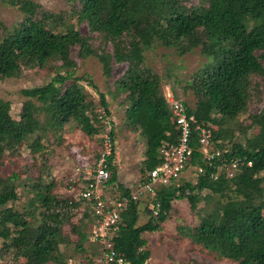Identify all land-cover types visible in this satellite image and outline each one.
I'll return each mask as SVG.
<instances>
[{
	"label": "trees",
	"instance_id": "trees-1",
	"mask_svg": "<svg viewBox=\"0 0 264 264\" xmlns=\"http://www.w3.org/2000/svg\"><path fill=\"white\" fill-rule=\"evenodd\" d=\"M65 1L66 8L56 12L36 0H2L20 17L11 25L0 21V77L35 67L53 75L44 85L22 90L28 99L18 118L0 101V157L23 149L33 159L32 175L24 183L33 195L24 209L15 206L21 196L19 173L0 177V264H7L1 261L5 252L24 257L20 264H66L69 257L85 253L87 229L97 221L89 205L81 210L79 193L58 192L62 179L46 182L37 162L48 157L51 139L61 137L67 123L103 144L100 135L110 116L109 103L103 92L99 107L88 100L79 81L98 88L90 77L70 71L76 67L72 46L78 47L80 58L95 56L105 76L111 75L113 62L127 63L114 81L113 95L128 102L127 118L145 137L142 174L163 161L164 145L178 142L179 127L163 93V77L145 62L144 52L156 45L173 48L178 55L198 49L206 58L182 87L195 98L193 104L181 101L194 120L189 163L195 179L180 177L159 186L150 201L159 202L157 215L147 202L142 209L140 200L129 201L120 212L113 247L130 264H143L151 256L145 233L159 231L173 202L186 199L196 221L180 224L178 231L190 249L196 246L219 262L264 264V102L257 112L248 109L252 101L261 102L264 83V0ZM81 23L95 35L81 33ZM173 97L178 99L174 91ZM200 124L216 126L214 148L225 152L206 158L195 130ZM108 133L112 150L106 157V185L119 189L113 194L119 199L132 190L116 181L114 133ZM237 134L243 137L236 139ZM232 160L238 166L228 176ZM78 211L82 215L73 219ZM142 211L146 218L141 222Z\"/></svg>",
	"mask_w": 264,
	"mask_h": 264
},
{
	"label": "rangeland",
	"instance_id": "rangeland-1",
	"mask_svg": "<svg viewBox=\"0 0 264 264\" xmlns=\"http://www.w3.org/2000/svg\"><path fill=\"white\" fill-rule=\"evenodd\" d=\"M46 9L58 12L66 8L65 0H36ZM20 17L19 11L0 0V21L7 25L15 23ZM252 23V22H250ZM81 33L85 35L94 36L90 33L86 24L78 25ZM94 44L98 42L93 41ZM78 47L72 46L70 53L76 62V67L70 71L77 76L82 74L91 78L98 90H95L86 81H79L87 95L88 100L96 106L99 104V92L105 94L106 100L109 103L110 116L108 117L109 125L103 129L100 137L110 130L114 133L113 146L115 148L114 163L117 166V182L124 186L131 187L135 183L137 186L142 180L144 174L140 171L141 161L144 158L146 150L145 137L139 132L137 127H134L127 118L128 102H125L122 97L113 95L114 81L122 75L127 68V63L112 64V71L110 76L103 74L102 65L95 56H88L80 58L78 55ZM107 49L110 51L111 46ZM145 62L158 72L163 77L162 89L165 97L169 99L172 97L173 91L178 95L177 100H187L190 104L195 102V98L190 90L184 92L183 85L187 80H190L194 73L206 61L198 49L188 52L183 55H178L173 48H166L156 45L144 52ZM52 72L38 69L37 67L26 69L21 68L17 73L8 76L0 77V101L9 105V112L12 117L18 118L22 108V104L28 98L24 96L22 90L25 88H32L46 84ZM260 98L261 102H251L249 104V111H259L264 102V83L260 84ZM99 107V106H98ZM107 119V118H106ZM130 124V126L128 124ZM246 123V122H245ZM216 128L215 125H213ZM254 133L255 130L251 131ZM236 139H241V134H237ZM50 153L47 158H38L37 162L41 165L44 173V180L47 182L50 179H62L60 182L58 192L63 195H78L84 186V176L86 171L93 169V163L98 159L96 154L103 151V144H99L96 139H90L85 136L81 130L73 128L70 123L63 126L61 137L52 138L50 142ZM215 147V142H213ZM213 149L208 147V152ZM15 155H10L7 151L0 157V177L6 176L11 171H17L20 179L18 191L21 193L20 199L15 202L17 209H24L32 197L33 193L26 192L24 183L28 182L27 178L32 175L31 168L32 157L26 150L21 149ZM206 153V149H203ZM99 157V156H98ZM43 165V166H42ZM45 166V168H44ZM28 169L27 173L24 172ZM182 178L193 180L195 179V169L189 166L182 174ZM69 182V183H68ZM23 183V184H22ZM111 186V185H107ZM133 189H135V187ZM106 187V185H105ZM103 189V188H102ZM131 189V190H133ZM57 190V189H56ZM113 190V191H112ZM112 199L115 192L119 193V189L109 190ZM112 191V192H111ZM103 194V191H102ZM101 194V195H102ZM117 197V196H116ZM141 207L145 209V202L150 205L151 197L142 196L140 198ZM39 205V202H36ZM81 206V210H82ZM141 222L145 220L144 212L142 211ZM82 215V211H78L73 219ZM39 218H37V221ZM36 221V224L38 222ZM196 221V216L190 210L189 203L186 199L175 200L170 217L163 223L159 231L145 233L148 241V246L151 250V256L146 261L147 264H230L227 262L216 261L210 254L200 251L194 246L190 249L188 239L180 236L178 226L182 223L193 224ZM96 225V224H95ZM90 228V230H88ZM87 229L88 239L84 242L85 253H76L73 257L86 256L94 243L90 240L93 231L92 224ZM15 258V259H13ZM24 257H17L12 252L3 253L1 257L2 263L20 264L25 261ZM53 264V263H49Z\"/></svg>",
	"mask_w": 264,
	"mask_h": 264
},
{
	"label": "built area",
	"instance_id": "built-area-1",
	"mask_svg": "<svg viewBox=\"0 0 264 264\" xmlns=\"http://www.w3.org/2000/svg\"><path fill=\"white\" fill-rule=\"evenodd\" d=\"M167 100L179 127L178 142L166 144L161 148L163 161L144 175L135 189L131 191L130 196L109 199V197L102 194L109 178L106 157L112 150V141L109 133L107 132L103 135V151L93 163V169L86 171L84 186L79 192L83 200L82 208L89 205L93 215L97 217L96 225L90 236V240L94 245L86 257H69L66 264H130L115 251L112 242V237L119 228L121 210L128 205L129 201L140 200L142 196L153 198L159 186L177 181L190 166L189 161L193 154L194 145H192L191 141L192 132L190 128V121H194L193 117L186 115L182 102L174 99L173 94ZM108 120L105 119L103 121L104 128L110 124ZM207 127L200 124L195 126V130L197 131V141L200 150L206 149V153H204L206 158L212 159L214 155H218L221 151L225 152L226 149L214 148L213 140L211 139L213 126ZM208 147L214 148V151L208 152ZM237 166V160H232L231 167L227 169L228 176L234 174V169ZM198 170L201 169L198 168ZM149 207L153 214H158L160 209L159 202H150ZM143 264H147L146 261Z\"/></svg>",
	"mask_w": 264,
	"mask_h": 264
},
{
	"label": "crops",
	"instance_id": "crops-1",
	"mask_svg": "<svg viewBox=\"0 0 264 264\" xmlns=\"http://www.w3.org/2000/svg\"><path fill=\"white\" fill-rule=\"evenodd\" d=\"M134 186H136L135 183H134L133 186H131L130 188L133 189ZM110 188H111V189H112V188L115 189L116 187H114V186H107V185H106V187L103 189V195L106 196V197H109V198H111L110 193H109V192H110V191H109ZM112 191H113V190H112ZM112 191H111V192H112Z\"/></svg>",
	"mask_w": 264,
	"mask_h": 264
}]
</instances>
